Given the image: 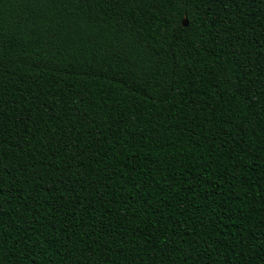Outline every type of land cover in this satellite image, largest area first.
Instances as JSON below:
<instances>
[{
	"label": "trees",
	"instance_id": "16d2710c",
	"mask_svg": "<svg viewBox=\"0 0 264 264\" xmlns=\"http://www.w3.org/2000/svg\"><path fill=\"white\" fill-rule=\"evenodd\" d=\"M0 264H264V0H0Z\"/></svg>",
	"mask_w": 264,
	"mask_h": 264
},
{
	"label": "water",
	"instance_id": "95a60500",
	"mask_svg": "<svg viewBox=\"0 0 264 264\" xmlns=\"http://www.w3.org/2000/svg\"><path fill=\"white\" fill-rule=\"evenodd\" d=\"M185 26H187V21L185 20V23H184Z\"/></svg>",
	"mask_w": 264,
	"mask_h": 264
}]
</instances>
